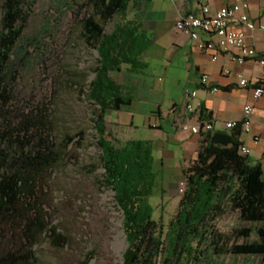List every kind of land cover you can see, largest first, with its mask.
Here are the masks:
<instances>
[{"label": "trees", "instance_id": "obj_1", "mask_svg": "<svg viewBox=\"0 0 264 264\" xmlns=\"http://www.w3.org/2000/svg\"><path fill=\"white\" fill-rule=\"evenodd\" d=\"M151 1L85 0L80 9L81 36L99 57L86 97L95 107L104 171L100 184L114 192L124 219L123 264H222L228 256L263 261V162L242 153V122L200 134L197 158L183 171V194L168 230L156 219L151 201L159 184L154 143H119L109 134V114L132 107L136 96L116 76L125 70L144 75L145 55L156 43L140 10ZM26 8L27 0H0V264H41L35 248L43 237L59 248L67 240L48 221L43 199L47 175L76 137L55 143L54 115L47 105L27 110L15 104L14 58L28 20ZM198 116L215 124L204 107ZM230 214L245 227L227 234L218 223Z\"/></svg>", "mask_w": 264, "mask_h": 264}, {"label": "rangeland", "instance_id": "obj_2", "mask_svg": "<svg viewBox=\"0 0 264 264\" xmlns=\"http://www.w3.org/2000/svg\"><path fill=\"white\" fill-rule=\"evenodd\" d=\"M84 2L27 0L28 20L14 58L12 86L16 106L31 110L47 105L54 115V142L67 136L76 137L67 145L66 156L47 175L43 199L48 221L59 227V233L67 240L59 248L53 240L43 237L35 248L41 264H123L127 250L124 219L116 206L115 194L100 184L104 171L93 122L95 107L86 97L99 57L81 36L80 9ZM172 2L155 0L152 5L154 9L166 10V23L173 18L169 8ZM143 8L144 4L140 10ZM145 61L148 68L144 75H132L125 70L116 76L120 84L135 89L136 94L132 107L108 116L109 134L119 143L144 140L157 144L170 131L150 127L159 121L153 111L160 108L167 117L175 104L184 106L187 94L194 91L189 64L183 57L171 66L167 59L150 57ZM160 78L163 82H159ZM149 83L154 86L151 91ZM189 132L181 131L184 138H189ZM168 146L167 158L172 154L173 160L180 164L184 147L174 143ZM166 156L155 150L159 184L151 201L156 219L168 230L183 194L184 173L161 168ZM218 225L227 234L245 227L235 214L224 217ZM259 261L255 257L228 256L220 263L259 264Z\"/></svg>", "mask_w": 264, "mask_h": 264}, {"label": "crops", "instance_id": "obj_3", "mask_svg": "<svg viewBox=\"0 0 264 264\" xmlns=\"http://www.w3.org/2000/svg\"><path fill=\"white\" fill-rule=\"evenodd\" d=\"M154 1L145 3L142 9L146 13V27L155 34L156 38L155 45L147 52L145 58L167 59L171 66L180 57H183L189 64V77L193 80L194 91L198 93L193 102H201L203 107L212 113L216 130H225L228 122L247 120L252 131L245 132L242 141L249 150L250 158L254 162L261 160L264 169V95L259 100H256L254 96V89L260 81H264V60L261 58V55L264 54V30L258 29L249 33L247 37V43L258 52L255 59L248 60L244 65H239L233 60L235 52L231 51L221 53L218 60L213 61L209 53L198 48V43L176 29V23L182 16L202 13L201 1L172 0L171 5L169 4V8L174 13L170 20L171 23L165 21L166 10L160 11L156 7L155 9L152 7ZM237 1L209 0V4L212 13L215 14L223 7H232ZM244 1L249 4V13L252 19L258 26H264V0ZM202 40L216 41V38L202 35ZM227 70L230 71V75H225ZM203 75L209 77L207 86L201 85ZM240 76H243V79ZM162 80L160 78L159 82H163ZM148 86L149 91L154 87L151 83ZM213 87H219L220 91L214 93ZM186 103L187 96L184 106L175 104L167 117L160 108L153 111L159 121L151 126L170 131L167 136L158 140L157 144L153 141L155 150L162 151L166 156V153L170 151L169 144L174 143L184 147L185 154L180 164L173 160L175 157L172 154L169 155L170 158L163 157L160 167L168 168L170 171H184L197 158L200 135L189 132V138H184L181 133L182 124H190L192 127L199 124L198 115L196 117L188 116L185 109ZM248 105H252L255 110L247 118L244 109ZM259 264H264V259L262 261L260 258Z\"/></svg>", "mask_w": 264, "mask_h": 264}, {"label": "built area", "instance_id": "obj_4", "mask_svg": "<svg viewBox=\"0 0 264 264\" xmlns=\"http://www.w3.org/2000/svg\"><path fill=\"white\" fill-rule=\"evenodd\" d=\"M202 4V13L200 15L187 14L182 16L176 23V29L188 35L194 42L198 43V48L209 53L213 61H217L221 53L235 52L234 62L244 65L248 60L255 59L258 52L247 43L249 33L256 30H264V26H258L249 13V4L244 0H238L232 7H223L215 14L212 13L209 0H200ZM202 35L216 38V41L202 40ZM225 75H230V71H225ZM243 79V76H240ZM209 77L203 75L201 85L207 86ZM212 91L218 93L219 87H213ZM197 91L188 93L185 106L188 116H197L203 107L201 102H193L197 98ZM264 95V87H256L254 96L259 100ZM255 108L252 105L245 107L244 112L248 118L253 114ZM239 122L232 121L226 124L227 129H233ZM244 132L250 133L251 125L247 120L242 121ZM214 127L213 123L200 122L197 126L182 124V129L191 131L194 134L208 133ZM244 155H249L246 146L242 148Z\"/></svg>", "mask_w": 264, "mask_h": 264}, {"label": "water", "instance_id": "obj_5", "mask_svg": "<svg viewBox=\"0 0 264 264\" xmlns=\"http://www.w3.org/2000/svg\"><path fill=\"white\" fill-rule=\"evenodd\" d=\"M126 241H127V238H126ZM128 246V245H127Z\"/></svg>", "mask_w": 264, "mask_h": 264}]
</instances>
